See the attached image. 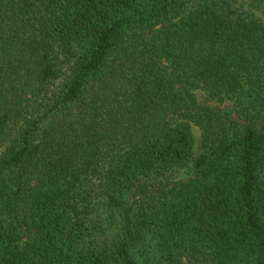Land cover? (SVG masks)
I'll list each match as a JSON object with an SVG mask.
<instances>
[{"label": "trees", "instance_id": "obj_1", "mask_svg": "<svg viewBox=\"0 0 264 264\" xmlns=\"http://www.w3.org/2000/svg\"><path fill=\"white\" fill-rule=\"evenodd\" d=\"M259 11L0 0V264H264Z\"/></svg>", "mask_w": 264, "mask_h": 264}, {"label": "rangeland", "instance_id": "obj_2", "mask_svg": "<svg viewBox=\"0 0 264 264\" xmlns=\"http://www.w3.org/2000/svg\"><path fill=\"white\" fill-rule=\"evenodd\" d=\"M255 15H257L258 18H260L262 21H264V12H255ZM197 97L199 101L203 102L204 96L202 93L197 92ZM210 105L214 106L215 104L210 103ZM228 104L222 105V107H226ZM194 140H195V156H197L200 153V136H199V131L194 129ZM193 177L192 169H191V164L181 170H177L170 176L168 175L166 178L169 182H180V183H187L191 178Z\"/></svg>", "mask_w": 264, "mask_h": 264}]
</instances>
